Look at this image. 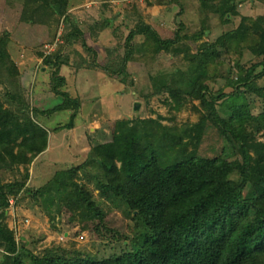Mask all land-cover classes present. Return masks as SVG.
Listing matches in <instances>:
<instances>
[{"label": "trees", "instance_id": "1", "mask_svg": "<svg viewBox=\"0 0 264 264\" xmlns=\"http://www.w3.org/2000/svg\"><path fill=\"white\" fill-rule=\"evenodd\" d=\"M67 1L25 0L34 9L44 7L54 15H64ZM198 1L201 13L221 23L240 15L238 25L195 52L186 50L180 58L183 65L175 70L151 75L148 93L141 97L148 100L166 93V102L175 111L198 101L192 107L201 113L199 120L182 125L163 123L162 116L115 120L111 137L91 145L84 161L56 171L45 185L26 192L27 166L46 150L48 142V131L36 118L71 109L68 121L53 130L72 129L80 102L61 90L66 79L59 71L66 60L58 49L40 56L53 69L51 91L62 95V102L30 109L21 92L18 67L6 50L7 36H0V171L20 166L25 170L19 180L4 181L0 176V249L5 254L0 264H23L22 255L31 264H264V109L253 114L243 101L222 115L218 107L221 100L244 92L264 98V86L256 83L264 77V14L241 15L237 4L243 0ZM98 21V28L110 22L106 17ZM184 27L179 22V29ZM82 34L75 26L68 36ZM138 34L143 36L136 46L142 51L141 60L168 52L181 39L179 30L172 37H162L138 20L126 42ZM209 34L206 27L194 39ZM87 49L96 57L93 49ZM245 51L259 60L245 66L241 61ZM225 55L233 57L229 61ZM120 58L116 68L100 65L94 58L91 66L111 76L123 74L125 79V64L134 60L132 47ZM258 67L261 70L256 73ZM219 71L224 87L212 91L208 81L215 80ZM207 123L230 144L235 159L225 152L213 157L196 154ZM81 172L92 179L102 199L133 221L132 235L122 242L123 247L107 256H69L54 249L35 254L19 245L3 219L9 200H18L22 192L40 199L48 212L53 204L58 211L67 210L85 229L91 223V231L98 235L113 232L102 202L79 181Z\"/></svg>", "mask_w": 264, "mask_h": 264}, {"label": "rangeland", "instance_id": "2", "mask_svg": "<svg viewBox=\"0 0 264 264\" xmlns=\"http://www.w3.org/2000/svg\"><path fill=\"white\" fill-rule=\"evenodd\" d=\"M174 4L176 6L173 7L162 0H68L64 15H54L44 7L34 9V5H27L25 0H0V36H7L6 50L18 67L21 92L30 109H47L62 102L63 96L51 91L53 69L43 64L40 56V53L48 54L58 49L60 57L66 60L59 71L66 79L61 90L80 102L72 129L53 130L68 121L71 109L36 118L48 131V142L46 150L27 166L25 192L45 185L56 171L84 161L91 145L111 137L115 120L162 116L163 123L177 125L199 120L201 113L192 107L198 101L189 102L181 110L175 111L166 102V93L154 94L148 100L141 96L148 93L151 75L173 71L183 65L180 58L186 50L195 52L203 43L235 28L240 15L232 17L231 22L221 23L217 17L201 13L197 0H175ZM167 6H172L169 14H166ZM237 9L241 15H263L264 0H243L238 2ZM67 15L70 19L66 20L63 16ZM101 17L110 20L104 28H98V19ZM138 20L153 27L162 37H172L179 30L181 39L168 52L160 51L141 60L142 51L136 46L142 42L143 36L135 35L130 42H126ZM179 22L185 24L184 29H179ZM92 24L95 26L90 29ZM75 26L83 34L71 39L68 35ZM206 27L210 34L194 39ZM131 47L134 60L125 64L128 73L125 79L123 74L111 76L101 68L91 66L94 58V62L100 65L116 68L121 63L120 56ZM87 48L93 49L96 57ZM225 57L230 61L233 56ZM258 60L245 51L241 61L249 66ZM260 70L258 67L256 73ZM221 72L217 73L215 80L208 81L212 91L224 87ZM122 78L125 81H121ZM256 83L264 86V77L258 78ZM243 101L249 104L253 114L264 109V98L244 92L240 97L221 100L219 111L223 115L226 110ZM222 152L230 159H235L230 144L207 123L196 154L213 157ZM24 173V167L20 166L18 170H1L0 176L4 181H12L21 179ZM78 178L102 202L101 206L107 212L106 222L113 232L98 235L91 231V223L85 229L81 222L70 218L71 214L67 210L58 211V206L53 204L48 212L40 199L31 198L22 192V197L13 199L12 205L7 207L3 219L14 232L19 245H24L35 254L41 255L54 249L69 256L77 253L107 256L123 247L122 242L132 235L133 221L98 195L92 179L82 172ZM22 256L23 264H31L28 256ZM4 257L0 249V261Z\"/></svg>", "mask_w": 264, "mask_h": 264}, {"label": "crops", "instance_id": "3", "mask_svg": "<svg viewBox=\"0 0 264 264\" xmlns=\"http://www.w3.org/2000/svg\"><path fill=\"white\" fill-rule=\"evenodd\" d=\"M197 2H198V4H199V1L197 0ZM175 3V0H174V2H172V6L174 7V6H176V4H174ZM154 6V5H153ZM172 6H167L166 7V9H167V11H166V14H169L170 13V9L172 8ZM198 9H200V7L198 8ZM101 18H103V17H101ZM42 70H43V68H42Z\"/></svg>", "mask_w": 264, "mask_h": 264}, {"label": "water", "instance_id": "4", "mask_svg": "<svg viewBox=\"0 0 264 264\" xmlns=\"http://www.w3.org/2000/svg\"><path fill=\"white\" fill-rule=\"evenodd\" d=\"M55 8H56V11L58 12L59 11V5L57 4L56 6H55Z\"/></svg>", "mask_w": 264, "mask_h": 264}, {"label": "built area", "instance_id": "5", "mask_svg": "<svg viewBox=\"0 0 264 264\" xmlns=\"http://www.w3.org/2000/svg\"><path fill=\"white\" fill-rule=\"evenodd\" d=\"M109 1H111V0H109ZM12 200H13V199H10V200H9V204H10V205H12V203H13Z\"/></svg>", "mask_w": 264, "mask_h": 264}]
</instances>
